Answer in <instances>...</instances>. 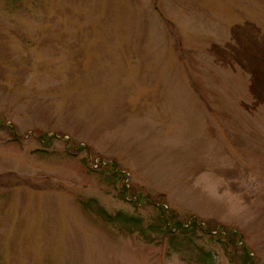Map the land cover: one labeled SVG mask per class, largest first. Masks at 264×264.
I'll return each mask as SVG.
<instances>
[{"label": "rangeland", "instance_id": "rangeland-1", "mask_svg": "<svg viewBox=\"0 0 264 264\" xmlns=\"http://www.w3.org/2000/svg\"><path fill=\"white\" fill-rule=\"evenodd\" d=\"M124 185L264 264V0H0V264H199L81 205Z\"/></svg>", "mask_w": 264, "mask_h": 264}, {"label": "trees", "instance_id": "trees-1", "mask_svg": "<svg viewBox=\"0 0 264 264\" xmlns=\"http://www.w3.org/2000/svg\"><path fill=\"white\" fill-rule=\"evenodd\" d=\"M7 126L12 125L7 124ZM81 149H85V146H81ZM100 165L106 170L105 174L109 173L106 175V180L109 183L116 184L115 182L121 177V174L113 168L114 165L103 164L102 161H100ZM88 167L91 168V165ZM124 178L125 175H123ZM119 196L122 200H128L136 207L139 204L153 206L157 210L156 214L150 220H146L141 214L137 213H129L123 210L110 212L95 198L84 200L81 205L86 211L96 215L105 223L118 227L126 233H137L146 242L160 243L167 239L175 252L188 253L190 258L199 264H215V255L212 250L197 242L198 230H201L202 234L208 235L211 239L220 242L224 247V252L231 260H236L241 264H258L254 254L244 244L242 233L232 228L227 229V232L222 234L221 230L217 228V224L213 225L208 221L200 220L192 214L181 217L174 208L164 206V200L156 198L150 200L148 197L143 196L139 201L136 198L138 191L133 187L128 189L124 185L123 191L119 192ZM222 235H226L227 242L220 239ZM237 252L240 253L237 254Z\"/></svg>", "mask_w": 264, "mask_h": 264}]
</instances>
